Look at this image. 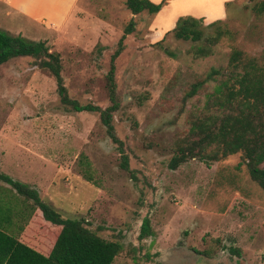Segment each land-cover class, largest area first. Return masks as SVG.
Here are the masks:
<instances>
[{
    "label": "rangeland",
    "instance_id": "374dc122",
    "mask_svg": "<svg viewBox=\"0 0 264 264\" xmlns=\"http://www.w3.org/2000/svg\"><path fill=\"white\" fill-rule=\"evenodd\" d=\"M125 1L78 0L60 28L0 2V29L44 40L60 55L69 96L104 108L110 56L134 21L115 59L119 108L113 113L130 171L121 167L99 114L65 108L53 76L31 57L0 65V171L36 187L64 217L83 218L100 237L118 241L112 264H264V190L241 152L209 166L197 158L173 170L167 164L190 111L203 106L215 82L186 98L191 84L226 66L236 48L264 62V11L255 9L264 0H217L218 17L198 16L207 33L225 31L203 57L193 54L199 42L173 35V14L187 9L192 13L178 17H196L216 0H166L154 15L132 14ZM144 217L152 234L141 238ZM38 230L20 236L30 245L47 242Z\"/></svg>",
    "mask_w": 264,
    "mask_h": 264
},
{
    "label": "trees",
    "instance_id": "16d2710c",
    "mask_svg": "<svg viewBox=\"0 0 264 264\" xmlns=\"http://www.w3.org/2000/svg\"><path fill=\"white\" fill-rule=\"evenodd\" d=\"M125 4L132 14L146 11L154 15L164 7L166 0H126ZM255 9L264 11V1ZM214 22L211 24H217ZM133 30L131 19L110 56L106 73L110 103L103 108L92 103L81 104L69 96L61 74L60 55L50 51L44 40H29L0 29V65L15 58L31 57L34 66L53 76L60 103L65 108L97 112L107 136L121 154V167L127 171H130L128 157L113 123V113L119 108L115 59L124 48L125 37ZM171 31L178 39L199 42L193 45L196 57L209 55L210 45L216 44L225 33L219 26L214 34L207 33L203 17L192 15L179 16ZM209 80L215 84L205 93L203 106L190 111L188 129L175 142L168 168L176 169L191 158L209 166L241 152L250 178L264 190V62L241 49H233L227 65L212 67L204 79L192 83L185 93L186 98L197 94ZM87 224L83 218L64 217L40 197L36 187L0 171V264H112L121 249L120 243L100 237ZM39 228L47 236V242L37 245L49 243L51 246L46 254L37 250V245L25 243L20 236L24 229L36 232ZM151 234L149 218L144 217L139 236ZM230 251L239 254L234 247H230Z\"/></svg>",
    "mask_w": 264,
    "mask_h": 264
},
{
    "label": "crops",
    "instance_id": "0c3cea01",
    "mask_svg": "<svg viewBox=\"0 0 264 264\" xmlns=\"http://www.w3.org/2000/svg\"><path fill=\"white\" fill-rule=\"evenodd\" d=\"M154 1L159 2L160 0H154ZM178 1L180 0H177L174 3ZM219 1L217 0L211 1L209 7L206 8L207 11H202L198 13L196 17L198 16H205L208 18H214L216 16L218 17L220 11L222 10L223 12V6L219 7L217 3ZM0 2L9 5L18 14H22L23 16L28 17V20L30 21L31 20L38 21L42 25L51 22L50 25L60 28L66 25L65 23L70 17L71 13L74 12L78 0H0ZM179 13L190 14L192 12L186 9L184 11H178L174 13L173 23H172L173 26L175 25L176 22L175 20L178 17ZM50 247L51 246L48 243L42 245L38 244L35 248L46 254L49 251Z\"/></svg>",
    "mask_w": 264,
    "mask_h": 264
}]
</instances>
